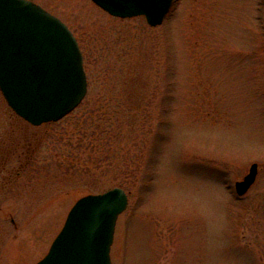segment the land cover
<instances>
[{
  "label": "rangeland",
  "instance_id": "rangeland-1",
  "mask_svg": "<svg viewBox=\"0 0 264 264\" xmlns=\"http://www.w3.org/2000/svg\"><path fill=\"white\" fill-rule=\"evenodd\" d=\"M32 1L73 32L87 90L37 126L0 92V264H35L75 200L113 186L112 264H264L262 0H173L155 26Z\"/></svg>",
  "mask_w": 264,
  "mask_h": 264
},
{
  "label": "water",
  "instance_id": "water-1",
  "mask_svg": "<svg viewBox=\"0 0 264 264\" xmlns=\"http://www.w3.org/2000/svg\"><path fill=\"white\" fill-rule=\"evenodd\" d=\"M92 1L115 17L144 16L151 26L162 22L173 2ZM86 90L83 55L69 27L32 0H0V92L7 105L37 126L65 116ZM256 175L253 162L235 181V191L243 194ZM127 199L119 186L77 198L46 254L35 264H112L115 222Z\"/></svg>",
  "mask_w": 264,
  "mask_h": 264
},
{
  "label": "trees",
  "instance_id": "trees-1",
  "mask_svg": "<svg viewBox=\"0 0 264 264\" xmlns=\"http://www.w3.org/2000/svg\"><path fill=\"white\" fill-rule=\"evenodd\" d=\"M89 189H91V188H89Z\"/></svg>",
  "mask_w": 264,
  "mask_h": 264
}]
</instances>
